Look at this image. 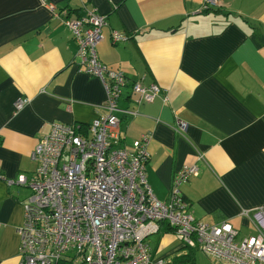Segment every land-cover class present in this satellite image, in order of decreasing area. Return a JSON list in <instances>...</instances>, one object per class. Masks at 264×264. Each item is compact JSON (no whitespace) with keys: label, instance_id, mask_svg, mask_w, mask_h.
I'll list each match as a JSON object with an SVG mask.
<instances>
[{"label":"crops","instance_id":"1","mask_svg":"<svg viewBox=\"0 0 264 264\" xmlns=\"http://www.w3.org/2000/svg\"><path fill=\"white\" fill-rule=\"evenodd\" d=\"M216 2L0 0V264L20 262L17 227L31 191L16 178L35 171L36 144L53 123L86 127L105 111L102 82L80 63L61 20L85 8L107 16L98 59L127 78L118 101L121 145L151 134L152 193L166 200L175 172L195 163L198 174L181 186L192 215L228 220L238 238L255 232L240 212L264 205V0ZM112 30L129 37L114 42ZM138 78L158 83L160 96L136 102L131 84ZM19 99L25 102L17 109ZM179 119L187 123L183 135L174 129ZM147 241L160 264H224L198 258L202 251L165 222Z\"/></svg>","mask_w":264,"mask_h":264},{"label":"built area","instance_id":"2","mask_svg":"<svg viewBox=\"0 0 264 264\" xmlns=\"http://www.w3.org/2000/svg\"><path fill=\"white\" fill-rule=\"evenodd\" d=\"M215 4L216 0H205L203 8ZM48 6L55 8L52 3ZM84 11L61 20L77 43L80 63L102 82L105 111L86 127L53 123L31 153L35 171L30 177L16 178L31 191L17 227L19 264H58L69 253L75 264H160L162 259H151L147 238L159 231L162 222L184 245L198 248L213 262L264 264V205L241 209L255 232L238 238V230L228 220L206 223L189 211L181 186L198 174L195 163L175 172L166 200L152 193L146 179L151 134L143 133L129 147L121 145L118 101L127 78L97 57L96 45L103 38L107 16L95 8ZM53 16L60 18L56 12ZM111 34L114 42L129 37L116 30ZM131 92L136 102H152L161 87L138 78ZM24 102L19 99L15 107ZM186 129L187 123L179 119L175 130L182 134ZM195 157L203 159V154Z\"/></svg>","mask_w":264,"mask_h":264},{"label":"rangeland","instance_id":"3","mask_svg":"<svg viewBox=\"0 0 264 264\" xmlns=\"http://www.w3.org/2000/svg\"><path fill=\"white\" fill-rule=\"evenodd\" d=\"M177 128V123H176V125H175V127H174V129H176ZM176 131V130H175ZM177 132V131H176ZM178 133V132H177ZM185 133V132H184ZM184 133H182V134H180V133H178L179 135H183ZM140 137H141V135H140ZM139 137V138H140ZM138 139V138H137ZM149 152V151H148ZM150 154V153H149ZM198 253V258H199V256L201 257V258H204V259H207L208 260V258L209 259H211L210 257H208L205 253H203V252H197ZM208 257H206L205 255ZM69 256L71 257L72 256V253H69ZM70 257H68V256H64V258H66L67 259V261H69V259H70ZM73 264H75V262L73 261L72 262Z\"/></svg>","mask_w":264,"mask_h":264},{"label":"trees","instance_id":"4","mask_svg":"<svg viewBox=\"0 0 264 264\" xmlns=\"http://www.w3.org/2000/svg\"><path fill=\"white\" fill-rule=\"evenodd\" d=\"M79 16V15H78ZM71 262H70V259H69V261H67V259L66 258H62L59 262H58V264H70Z\"/></svg>","mask_w":264,"mask_h":264}]
</instances>
